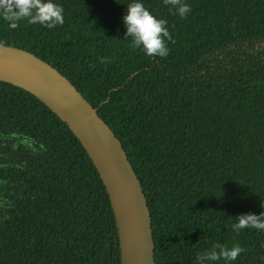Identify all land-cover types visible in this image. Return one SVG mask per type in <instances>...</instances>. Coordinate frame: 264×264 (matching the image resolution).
Masks as SVG:
<instances>
[{"label":"trees","instance_id":"1","mask_svg":"<svg viewBox=\"0 0 264 264\" xmlns=\"http://www.w3.org/2000/svg\"><path fill=\"white\" fill-rule=\"evenodd\" d=\"M7 0H0V4ZM64 23L0 17V41L65 76L119 139L151 219L155 264H197L215 243L264 264V0H144L167 21L166 57L124 36L129 0H57ZM101 58H107L101 60ZM0 264H120L114 212L84 147L45 103L0 80Z\"/></svg>","mask_w":264,"mask_h":264},{"label":"water","instance_id":"2","mask_svg":"<svg viewBox=\"0 0 264 264\" xmlns=\"http://www.w3.org/2000/svg\"><path fill=\"white\" fill-rule=\"evenodd\" d=\"M0 80L35 95L84 147L111 202L120 264H155L150 213L141 184L119 139L96 108L57 69L25 49L0 44Z\"/></svg>","mask_w":264,"mask_h":264},{"label":"clouds","instance_id":"3","mask_svg":"<svg viewBox=\"0 0 264 264\" xmlns=\"http://www.w3.org/2000/svg\"><path fill=\"white\" fill-rule=\"evenodd\" d=\"M176 14L185 17L191 6L184 0H165ZM122 16L124 36L129 46L142 49L148 56L166 57L169 53L168 42L173 38L168 30L167 21L154 14L145 6L144 0H129ZM0 17L8 22L9 28L15 29L21 20L38 23L49 29L64 23V8L57 0H7L0 4ZM0 43H3L0 41ZM107 58H101L105 60ZM232 224L235 232L244 228L264 230V210L259 213L246 212L238 214ZM244 249L237 243L227 247L215 243L210 249L196 254L197 264H210L217 260L234 261Z\"/></svg>","mask_w":264,"mask_h":264}]
</instances>
